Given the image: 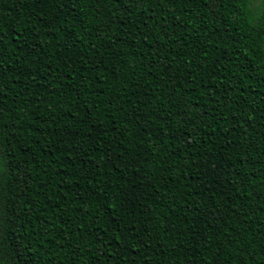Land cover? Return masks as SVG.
<instances>
[{"label":"trees","instance_id":"1","mask_svg":"<svg viewBox=\"0 0 264 264\" xmlns=\"http://www.w3.org/2000/svg\"><path fill=\"white\" fill-rule=\"evenodd\" d=\"M0 264H264V0H0Z\"/></svg>","mask_w":264,"mask_h":264},{"label":"rangeland","instance_id":"2","mask_svg":"<svg viewBox=\"0 0 264 264\" xmlns=\"http://www.w3.org/2000/svg\"><path fill=\"white\" fill-rule=\"evenodd\" d=\"M256 1V3H259L260 2V0H255Z\"/></svg>","mask_w":264,"mask_h":264}]
</instances>
